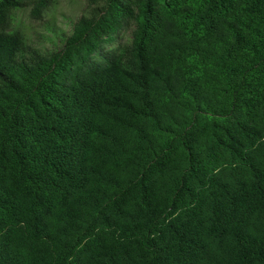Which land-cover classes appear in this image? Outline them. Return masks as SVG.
Listing matches in <instances>:
<instances>
[{
	"label": "trees",
	"instance_id": "1",
	"mask_svg": "<svg viewBox=\"0 0 264 264\" xmlns=\"http://www.w3.org/2000/svg\"><path fill=\"white\" fill-rule=\"evenodd\" d=\"M84 1L0 0V264H264V0Z\"/></svg>",
	"mask_w": 264,
	"mask_h": 264
},
{
	"label": "rangeland",
	"instance_id": "2",
	"mask_svg": "<svg viewBox=\"0 0 264 264\" xmlns=\"http://www.w3.org/2000/svg\"><path fill=\"white\" fill-rule=\"evenodd\" d=\"M87 13L84 0H54L40 21L30 16V11L17 14V22L29 44L46 52L61 50L64 39L71 35L74 25ZM130 33L123 34L124 42Z\"/></svg>",
	"mask_w": 264,
	"mask_h": 264
}]
</instances>
